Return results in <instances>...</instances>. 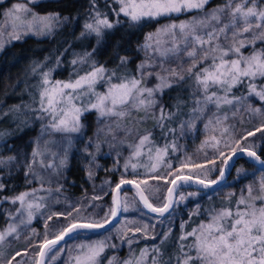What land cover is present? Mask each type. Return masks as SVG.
<instances>
[{"label": "snow or ice", "instance_id": "snow-or-ice-1", "mask_svg": "<svg viewBox=\"0 0 264 264\" xmlns=\"http://www.w3.org/2000/svg\"><path fill=\"white\" fill-rule=\"evenodd\" d=\"M2 2V0H0ZM119 9L115 11L117 19L110 20L107 14L101 13L95 8L96 0H91L94 14L92 22L85 23V32L81 35L95 34L102 37L105 30L113 29L120 24L119 17L123 15L133 24L141 21L158 20L161 17L171 18L183 13H193L191 19L177 23L162 25L155 33H149L142 46L146 59L136 67V75H126L119 78V83H111V76L108 77L109 87L105 93L95 91V86L104 80L106 69L103 66L97 67L94 63L91 70L84 75L78 76L74 81H52L51 72L53 69L40 73L42 79L39 86L38 108L31 109L39 113L36 119H44L49 116L50 122L45 130L50 129L57 133H79L83 128L81 117L84 112L96 110L99 119L105 117L125 118L132 111L145 113L147 118L150 114L156 121V127L161 129L165 136L175 137L177 134L184 135L186 131L196 128V122L203 119L204 114L214 107L217 112L228 106L235 114L236 111L243 110L251 116H264V7H261L258 0H224L223 4L217 5L212 9L206 10L209 0H115ZM35 0H22L14 3L11 8L2 13L3 23H0V50L7 41L21 39L22 35H47L53 31L60 21L59 14L49 13L41 15L29 6ZM64 19H67L65 17ZM99 42V41H98ZM260 45V46H258ZM249 51L245 54V50ZM91 53H86L85 57L73 60V64L84 63ZM160 58V63H155V57ZM171 61H176V66H167ZM121 65L128 63L127 57L120 58ZM59 64V60H57ZM40 66L33 68L35 73ZM159 68L158 71L153 69ZM115 76V72L112 73ZM154 77L156 83L149 87L147 81ZM260 81L261 83H257ZM189 85L194 91L191 94L192 107L188 112L187 120H180L178 127L169 126L178 116L184 114L182 105L184 101L177 97V102L173 106L175 111H168L167 106L161 103L157 97L162 96L166 89L183 88ZM240 87L247 88V95H236L234 89L239 91ZM84 97H89L87 104H78ZM94 97V99H92ZM255 100L260 103L259 107H253L250 101ZM247 104V107H244ZM27 107V106H26ZM20 111L19 106L9 111ZM7 113H0V118ZM140 122H143V119ZM228 116H220L213 113L208 118L204 127L212 132L219 131V137L212 135L202 143V148L211 147L216 157L210 161L211 166H205L186 158L178 171H170L168 176L153 177L154 179H165V182L179 187L177 181L184 184L193 182L201 186L203 191L188 193V196L203 195L211 199L213 193L207 190L215 188L225 182L226 172L231 165L229 161L238 153H243L244 148L240 147V141L246 140L248 136H254L255 132H261L264 136V124H261L255 131L246 132L240 139L232 137V127L226 125ZM120 127L119 124L116 125ZM104 132L105 139L101 140L100 132ZM125 131H129L125 129ZM113 133V128L109 125L106 130H98L96 140H90L85 146L94 148V152H89L91 158L89 163L95 161L96 155L100 152L103 143H109L107 136ZM0 133V138L3 137ZM115 137L113 136V139ZM71 141H69V144ZM222 145V146H221ZM111 146V145H110ZM148 146V153L151 157L153 149L156 158L160 159L171 148L176 150L175 140L165 144L162 148L156 147L152 142V134L146 132L138 137V143L129 145L133 148L132 156L125 162L124 167H129V162L133 157L141 156V150ZM252 146H249L251 149ZM230 150V155L226 156V151ZM46 151V148H45ZM45 151L39 147L32 152V161L26 165L33 178L41 180V188L33 189L31 192H22L17 196L8 198L12 204H19L15 213H9L7 227L0 230V244H3L9 237L19 239L21 226L29 225L35 215L42 209L48 207L47 200L51 197L53 190L43 187L42 176L34 172V164L37 163L36 157L43 156ZM247 156L254 164L260 166L264 171V159L255 150H248ZM220 159V166L217 167L215 159ZM16 157H8L6 160L0 158V167H6ZM41 167L53 168L52 164H44L39 161ZM191 165L187 175L183 170ZM67 166V152L60 159L59 166ZM133 170L136 164H131ZM156 165H151L155 169ZM171 167V165H169ZM115 170V169H113ZM242 171L241 170H238ZM217 172L215 179L211 178V173ZM60 175L59 172L56 173ZM88 177L92 178L91 168L88 169ZM50 182V181H49ZM122 185H133L136 188V196L149 212L164 217L170 212L174 203L182 202L187 197L180 195L179 201L172 199L175 187L167 189L168 196L159 206L149 201L145 195L148 190V181L128 180L121 177L115 185L112 207L108 209L100 219H94L82 215V208L75 204H69L63 210H49L44 225V236L42 241L36 245V256L39 259L34 264H46V259L54 262L65 252L69 253L67 264H100L101 254L106 247L115 248L116 245H109L106 241H98L91 244H78L73 249L60 247L61 242H67L66 238L72 237L80 230L103 229L118 217L121 212L129 211L127 199L121 200L118 193ZM143 185L144 187H141ZM63 185L57 183L55 189L59 193ZM5 184L0 182V191H3ZM38 191H46L48 197L37 196ZM247 194L232 205L229 194L228 203L223 204L219 209L209 210L207 222H201L196 228L189 232H182L179 240V253L168 260H162L163 245L171 235V230L161 235L160 244L154 245L151 249H141L140 255L130 256L125 260H118L112 257L108 264H264V177L260 179L258 185L247 186ZM93 200L101 199L99 196L92 197ZM59 204L58 199L55 200ZM223 203V202H222ZM199 213V208L195 214ZM49 222H52L49 224ZM137 221L128 220L121 230V239H126L129 246L133 243L128 235L135 236L136 233H143L145 238L156 239V235L149 237V225L131 227ZM154 225L152 228L154 229ZM183 228V224L181 225ZM33 235H37L33 230ZM192 238L191 243L184 242ZM31 239V237H29ZM74 252V255L72 254ZM153 253L149 262V253ZM49 253H54L49 257ZM21 252L17 251L5 264H13L16 257ZM17 264L22 262L17 261Z\"/></svg>", "mask_w": 264, "mask_h": 264}, {"label": "trees", "instance_id": "trees-1", "mask_svg": "<svg viewBox=\"0 0 264 264\" xmlns=\"http://www.w3.org/2000/svg\"><path fill=\"white\" fill-rule=\"evenodd\" d=\"M22 2V0H2L0 2V17L4 11L11 8L14 3ZM224 0H209L206 10L212 9L217 5L223 4ZM261 7H264V0H258ZM33 11L46 15L49 13L59 14L60 21L57 23L53 31L47 35H22L19 40L6 41L2 50H0V113H7L0 118V133L3 137L0 138V143L8 142H24L34 138L37 134L39 137V128H41V119H36L37 112L31 109L37 108L34 100L37 83L40 81V73L42 71L51 72L52 79L65 80L67 77H76L81 73L87 72L92 67L93 63L96 66H103L106 69V74L115 72L119 74L136 75V67L146 59V53L143 49L145 38L149 33H155L162 25L169 23L179 24L181 21L191 19L193 13H183L171 18L161 17L158 20L141 21L133 24L126 17H119L121 23L113 29L105 30L102 37H96L95 34H85L84 24L92 22L94 14L91 0H35L34 4L29 5ZM95 8L101 13L107 14L110 20L117 19L115 11L119 9V5L115 0H96ZM67 17V19H64ZM99 41V42H98ZM260 46V45H258ZM246 51H249L246 49ZM86 53H91V56L86 58V62L73 64V60H79L85 57ZM127 57L128 63L121 65L120 58ZM59 60V64H57ZM155 63H160V58L155 57ZM176 61H171V67L176 66ZM40 66L34 73L33 68ZM153 70H159L157 67ZM257 83H261L257 81ZM194 91L193 87L186 85L183 88L166 89L158 100L167 106L168 111H175L173 107L179 96L184 101L182 105L183 113L173 121L169 126L178 127L180 120L189 118L188 112L192 105L191 94ZM236 95H247V88L240 87L239 91L234 89ZM253 107H259L258 101H250ZM14 106H19L20 111L15 110ZM27 106V107H26ZM247 107V104L244 106ZM216 113L217 115L228 116L226 125L232 127V137L240 139L246 132L255 131L257 127L264 124V116H251L242 109L233 111L228 106L222 107L219 112L214 107L210 108L204 114L203 119L196 122V128L186 131L184 135L177 134L175 137L165 136L161 133V129L156 127V121L149 114L147 118L143 111H132L125 118L107 117L106 119H98L93 111H88L81 117L83 123V135L76 142L68 143L67 146L53 145V142L40 144L35 143V149L38 146L42 151H45L43 156H37V166L41 167L39 161L43 160L44 164H52L53 168H47L42 171L41 176L44 178V188L53 190L51 197L47 200L48 207L43 212V215L34 219L31 231L28 234L21 235L19 239H11L0 244V264H5L7 259H10L17 251L21 252L20 256L16 257L13 264L21 260L25 255L26 264H34L36 257V245H38L44 236L45 218L49 212L63 210L69 204H75L78 207H89L93 212H84L82 215L89 216L94 219H100L104 213L112 207L113 200V185L119 183L121 177L137 182L147 180L148 184H158L159 190L150 191L149 188L145 195L149 197V201L156 206H159L167 197L166 190L169 184L165 179H154L153 177H164L171 179L168 176L170 171H178L181 169V164L186 158H191L198 164L211 166L210 161L216 157L214 150L211 147L202 148V143L206 139H210L212 135L219 137V131L212 132L206 130L204 125L208 118ZM143 122H140L141 119ZM120 127L117 128L116 125ZM111 125L113 133L107 136L109 143H103L100 152L96 155L95 161L89 163V152H94V148H88L85 152V146L90 140H96L98 130L105 129ZM128 129L129 131H125ZM146 132L152 134V142L156 147H163L166 143L171 144L173 139L177 145L175 151L169 148L166 154H163L160 159L156 158L155 150L151 154L148 153V146L141 150V156L133 157L129 162V167L125 169L124 164L132 156L133 148L129 145L138 143V137ZM113 136L115 137L113 139ZM36 138V139H37ZM101 140L105 139L104 132H100ZM111 145V146H110ZM222 146V145H221ZM255 150L261 159H264V136L261 132H255L254 136H248L246 140L240 141L241 148H249ZM226 156L230 155V150H225ZM67 152V166H59L60 159ZM217 167L220 166V159H215ZM136 164V169L133 170L131 164ZM151 165H156L155 169H151ZM171 165V167H169ZM45 168V167H44ZM91 168L92 178L88 177V169ZM115 169V170H113ZM191 165L184 169L183 172L188 174ZM239 171L238 170H241ZM260 167L254 164L250 158L241 157L234 165L233 172L227 182L219 187L218 190H207L213 193L211 199L207 196H188V193L203 191L191 184L181 183L176 191V201H179L180 195H185L187 199L182 202L174 203L173 208L164 217H155L146 213L138 202V198L134 190L125 188L121 193V200L127 199L129 203V211L122 212L115 225L107 229L105 232H78L67 242L61 243L60 247L72 244L78 239H94V237H104L105 235L112 236L116 230L121 238V230L125 222L128 220L137 221V224L131 227L149 225V237L156 235V239L145 238L143 233H136L132 236L133 243L131 246L126 239H121L118 246L114 250L117 251L116 257L118 260H123L125 257L134 255L135 257L141 252V249L149 247L152 244L159 245L161 235L171 230L169 239L161 245L163 256L162 260H168L169 257H174L178 251L180 242L179 237L184 231H190L193 225L200 224L203 220L209 219V210L211 208L219 209L223 204L228 203L229 194L234 193L230 197L232 205L241 197L247 194V186L252 185L255 180L264 176V171L259 170ZM60 175L57 176L56 173ZM218 173H211V178L215 179ZM12 185H5L3 191H0V227L6 226L9 220V213H14L19 204H12L10 200H5V197L11 198L19 195L22 192L29 191L30 188L36 187L41 181L38 177L34 178L35 182L31 184L23 182L19 174L13 178ZM50 181V182H49ZM57 183L63 185L59 193L55 192ZM108 183V186L105 184ZM141 187H144L141 185ZM152 193L155 195L153 196ZM43 196L48 197L49 193L42 191ZM99 196L101 199L93 200L92 197ZM60 201L59 204L55 200ZM223 202V203H222ZM199 208L198 214H193ZM87 209V208H86ZM160 221V222H159ZM159 222V223H158ZM52 222H49L51 224ZM183 224V228L181 225ZM158 230H152V226ZM33 230L37 235H33ZM31 237V239H29ZM106 250V254H108ZM52 254L49 253V257ZM49 260L46 259L47 264ZM64 258L56 261L53 264H63ZM174 261V259H173Z\"/></svg>", "mask_w": 264, "mask_h": 264}, {"label": "rangeland", "instance_id": "rangeland-1", "mask_svg": "<svg viewBox=\"0 0 264 264\" xmlns=\"http://www.w3.org/2000/svg\"><path fill=\"white\" fill-rule=\"evenodd\" d=\"M3 21H4V17L1 16L0 17V23H3ZM5 41H7V37H5ZM247 52L248 51L245 50V54H247ZM97 67H99V66H97ZM90 70H91V68H89L87 70V72L90 71ZM153 71H158V70H153ZM42 72H44V70ZM85 73H81L79 75H76V77H67V78H65V80L55 79V78L52 79V77H51V80L52 81L59 80V81H65V82H67L69 80H73L74 81L78 76L84 75ZM104 76H105L104 80L100 81L95 86V91L98 92V93H105L107 91V89L109 87V84L107 82L109 76L112 77L111 78V83H119L120 82L119 78L124 77L122 73L119 74L120 77H118L116 75L112 76V73H108V74L105 73ZM41 79H42V77H40V81L37 83L38 85H37V88H36L37 90H36L35 98H34V100L36 102V105H37L36 106L37 108H38V101H39V86H40V83H41ZM155 83H156V80H155L154 77L149 78L148 81H147V85L149 87L153 86ZM158 98H159V96L157 97V99ZM88 99H89V97H84L81 101H78L77 103L78 104H87ZM92 99H94V97ZM91 111H93L95 113V117L96 118L99 117V114H98V112L96 110H91ZM87 112H84L83 115L85 113H87ZM38 115H39V113H38ZM106 118L107 117H105L103 119H106ZM50 119L51 118L49 116H45L44 119H41L42 126L38 130L39 131V137L38 138H37V136H38V134H37L34 138L29 139V140L24 141V142L23 141L22 142L18 141V142H15L13 144H10L8 142L0 143V158H3V159L6 160L8 157H16L15 161L10 163L8 166L0 167V182H3L5 185L8 184L10 186V185H12L14 183V181H13L14 179L13 178L15 177L16 174H19L21 176V178L23 179V182H25V183L31 184L32 181L35 182V179L33 178V175L31 173L28 174L27 176L25 175V173L28 171L26 165L32 161V152H33V150L36 147L35 143L40 142V144H45V143H48V142H53V145H55L57 147H59L60 145L67 146L69 141L76 142L83 135L82 129H81V132H79V133H71V134L52 132L50 129L45 130L46 126L50 122ZM33 168H34V172L38 173L39 176H41L43 170L47 169L46 167L45 168L44 167H38L37 164H34ZM183 174H185V173L183 172ZM262 177H264V176L258 177L253 184L254 185L255 184L258 185V182L260 181V179ZM105 185L108 186V183L105 184ZM43 187H44V185H43ZM40 188H41V181L37 184L36 187L35 186H34V188L31 187L30 190L27 191V192H31L33 189H40ZM148 188H149L150 191H156L157 189L159 190L158 184L157 185L156 184H148ZM114 189H115V186L113 185V188H112L113 192H114ZM41 193H42V191H38L37 192V196H43ZM152 195L155 196L153 193H152ZM175 200H176V198H175ZM88 208L89 207H85V206L83 207L82 206V210L84 212L88 211V212L92 213L93 210H91V209L89 210ZM45 209H47V208H45ZM45 209H42L41 212H44ZM15 211H14V213H15ZM39 216H40V213H37L35 215V217L33 218L32 222L29 225H27L26 227L21 226V228H20V236L24 235V234H28V232L31 231L32 223L34 222V219H37ZM121 216H122V213H121ZM9 222H10V220H8L7 223H9ZM202 222H207V220L205 219ZM7 225L8 224H6V226H4V227H0V230L5 229L7 227ZM193 226H194L193 228H196L198 226V224L197 225H193ZM152 230H158V229L157 228H154V229L152 228ZM118 231L119 230H116L115 233H112V236L105 235L104 237H94V239H87V238L78 239V240L73 241L72 244L65 245L64 247L66 249H73L75 247V245H78V244H81V243L91 244V243H95V242H98V241H106L107 244H109V245H113L114 244L117 247L119 242L121 241V238H120L119 235L114 236V234L118 233ZM185 232H189V231H185ZM11 239H13V238L12 237L8 238V240H11ZM191 240H192V238L189 237V239L187 241H185L184 243L185 244L191 243ZM178 243L180 245L181 242H178ZM154 245L155 244H152L149 247H145V248L151 249ZM179 245H178V248H179ZM116 247L115 248H112V247H106L105 248V251L101 254V257H100V264H108V261L110 259H112V257H114V256L116 257L117 251L114 253V250L116 249ZM145 248H143V249H145ZM106 250H108V252H109L108 254H106ZM178 253H179V249L177 251V254ZM51 254L53 255L54 253H51ZM72 254L74 255V252ZM139 255H140V253L138 254V256ZM152 255H153V253L150 252L149 253V257H148L149 262L151 260V256ZM130 256H132V255H130ZM130 256L125 257L123 260L128 259ZM133 257H135V256L133 255ZM37 258H38V256L35 257V260H37ZM62 258H64L63 264H67V261L69 260V253L65 252L63 255L60 256L59 259L55 260L54 262L48 261V263L49 264H53L56 261L57 262L60 261ZM24 260H25V255L23 254V256L21 257L20 262H22V264H26L27 261H24ZM46 264H47V262H46ZM173 264H175V260L173 261Z\"/></svg>", "mask_w": 264, "mask_h": 264}, {"label": "water", "instance_id": "water-1", "mask_svg": "<svg viewBox=\"0 0 264 264\" xmlns=\"http://www.w3.org/2000/svg\"><path fill=\"white\" fill-rule=\"evenodd\" d=\"M245 149V151L243 152V153H238L236 156H234L233 158H232V160H230L229 161V165H231V167H229L228 169H227V172H226V178H225V182H227V180L229 179V177H230V175L232 174V172H233V167H234V165H235V163L241 158V157H247V158H249L248 156H247V151L248 150H251V149H248V148H244ZM258 165V164H257ZM259 166V165H258ZM260 167V166H259ZM184 175H187V174H184ZM195 177H193V182H191V183H188L189 185L191 184L192 186H194V187H196V188H198V189H201V186L200 185H198V184H196L195 182ZM224 182V183H225ZM182 182L181 181H177V185H180ZM224 183H222L220 186H222ZM219 186V187H220ZM169 187H175V192H174V194H173V197H172V199H174L175 200V197H176V191H177V189H178V187H176V186H174V185H170L169 184V186H168V188ZM125 188H130V189H132V190H134L135 191V193H136V188L133 186V185H122L121 186V191L118 193V195H119V197H120V199L122 198V196H121V193H122V191H124L125 190ZM213 189H215V188H213ZM212 189H209V191H211ZM166 194H167V196H168V192H166ZM114 195H117V193L116 192H113V196ZM137 198H138V202H139V197L137 196ZM139 204H140V206H142V208L144 209V211L146 212V213H149L150 215H152V216H155V217H159V215L158 214H155V213H151V212H149L146 208H144V206H143V204L141 203V202H139ZM174 206V205H173ZM173 206H172V208H173ZM171 208V209H172ZM170 209V210H171ZM122 213V212H121ZM121 213L118 215V217L112 222V224L111 225H107L105 228H103V229H98V230H94V231H92V230H80L79 232H83V231H89V232H92V233H94V232H105L107 229H109L110 227H112L113 225H115V223L120 219L119 217L121 216ZM166 214H168V213H166ZM165 214V215H166ZM75 235V234H74ZM70 238H72V237H68V238H66V240H68V239H70ZM61 243H63V242H61ZM37 259H39V257L37 258Z\"/></svg>", "mask_w": 264, "mask_h": 264}]
</instances>
